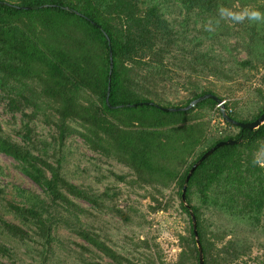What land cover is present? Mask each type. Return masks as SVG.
<instances>
[{"label": "trees", "instance_id": "1", "mask_svg": "<svg viewBox=\"0 0 264 264\" xmlns=\"http://www.w3.org/2000/svg\"><path fill=\"white\" fill-rule=\"evenodd\" d=\"M220 6L264 14V0H0V103L20 115L13 135L0 122V155L41 191L15 188L19 200L7 201L0 185V257L160 264L133 195L150 199L148 214L176 203L185 217L171 264H199L192 216L203 264H237L255 246L264 253V124L235 127L218 107L244 124L264 112V22L222 18ZM248 83L259 102L246 114L228 100ZM206 95L216 100L160 110ZM76 139L93 154L94 170L115 164L128 172L108 170L113 181L102 190L73 183L67 164ZM227 141L237 144L217 148L185 183ZM105 216L127 233L111 234Z\"/></svg>", "mask_w": 264, "mask_h": 264}, {"label": "rangeland", "instance_id": "2", "mask_svg": "<svg viewBox=\"0 0 264 264\" xmlns=\"http://www.w3.org/2000/svg\"><path fill=\"white\" fill-rule=\"evenodd\" d=\"M231 43H234V41H231ZM234 54L235 53H233V55ZM245 58V53H239V60ZM263 74L264 68H261L257 79H259V77ZM238 82L232 84L233 90L239 86L241 80ZM253 82L256 81L253 80ZM249 85V83L246 84L245 89L241 92H233L234 94H231L228 100L231 103L235 100H238V102H240V104L237 105L238 110L242 108L246 111V114L248 113V110H250L249 112H253V110L256 108V104L259 102V98L255 94H252V88L255 87L256 84L253 83L251 86ZM241 116L244 117L242 114ZM0 122L4 131L7 134L13 135L16 129L19 127L20 115L9 113L6 111L4 104L0 103ZM46 131L47 128H39V132L44 136L47 134ZM69 144L72 145L71 149L73 150V155L67 164V170L72 171V175H70L75 179L72 180L75 184H84L85 187L91 186L94 189L102 190L104 185H110L113 181V179L107 178L108 170L119 175L128 172V170L124 167L115 164L111 166L101 165L99 166V170L96 171L92 167L94 164L93 154L83 148L79 139H76L75 141L70 140ZM16 165L17 164L10 158L0 155V185L5 188L6 200H19L16 196L15 188H19L34 194H40L41 191L27 177L18 171ZM84 170H88L87 174L83 172ZM116 185L120 188L123 187V184L121 183H117ZM139 193L143 194V192ZM167 195L168 192L165 193V196ZM123 199L125 200V196L119 200L120 204L124 203ZM129 202V204L132 203L136 209L140 210L142 213H145L146 220L149 221L150 224L142 231L141 234H143L142 236L148 234L149 239L154 240L155 244L152 245L156 246L153 248V250L159 253V257L161 258L160 264H171V262L175 260L178 253L176 238L183 234L187 227L185 217L176 211V203H173L175 206H173V208L171 207L168 213L148 214L147 208L149 205H151L149 198L140 199L139 197L133 195L129 198ZM81 204L85 207L88 206L84 203ZM5 219L16 223V221H14L10 215H6ZM104 219L108 222L107 228L111 234L115 235L121 232L127 233V231L124 229H118L119 225L117 224V220L112 221V218L109 216H105ZM59 234L70 241H75L78 244L83 243L80 240L70 239L66 231H60ZM70 247L72 249H76V247L73 245ZM0 261L3 264H34L26 255H23L22 253H18L17 259L0 257ZM104 261L109 262L108 259H105ZM237 264H264L263 250L260 247L255 246L251 251L250 258H245L244 261Z\"/></svg>", "mask_w": 264, "mask_h": 264}, {"label": "water", "instance_id": "3", "mask_svg": "<svg viewBox=\"0 0 264 264\" xmlns=\"http://www.w3.org/2000/svg\"><path fill=\"white\" fill-rule=\"evenodd\" d=\"M112 72V59H111V52H110V72L109 74L111 75ZM109 88H108V92H107V99L109 96ZM106 99V101H107ZM206 99H213L216 100L215 97L211 96V95H206L204 97H201L195 101H193L190 105H188L186 108H181V109H165V108H160L161 111L165 112V113H174V112H179V111H187L190 110L191 108H194L198 103L206 100ZM221 114L224 120H226L229 124L241 128V129H246V130H257L260 126H262L264 124V112L262 113V115L254 122L250 123V124H244V123H238L235 122L233 120H231L229 118V116L226 114L224 107H221ZM237 144V142L235 141H227V142H221L219 144H217L215 147H213L211 150H209L207 153H205L201 159L198 161V163H196L190 170L185 183L188 182L190 176L193 174V172L195 171V169L199 166V164L201 162H203L207 157H209L217 148L223 147V146H231V145H235ZM184 193H185V187L183 188V194H182V201H185V197H184ZM192 225H193V233L196 239V243H197V248H198V255H199V264H203V257H202V250L201 247L199 245V241L197 238V232H196V221L195 218L192 216Z\"/></svg>", "mask_w": 264, "mask_h": 264}, {"label": "clouds", "instance_id": "4", "mask_svg": "<svg viewBox=\"0 0 264 264\" xmlns=\"http://www.w3.org/2000/svg\"><path fill=\"white\" fill-rule=\"evenodd\" d=\"M218 12L222 18H227L234 22H243L245 19L254 22H264V14L257 10L245 9L241 12H234L231 9L220 6L218 7ZM207 30L213 31L210 27H208Z\"/></svg>", "mask_w": 264, "mask_h": 264}, {"label": "built area", "instance_id": "5", "mask_svg": "<svg viewBox=\"0 0 264 264\" xmlns=\"http://www.w3.org/2000/svg\"><path fill=\"white\" fill-rule=\"evenodd\" d=\"M222 105H223V103H220V104L218 105V107H222Z\"/></svg>", "mask_w": 264, "mask_h": 264}]
</instances>
